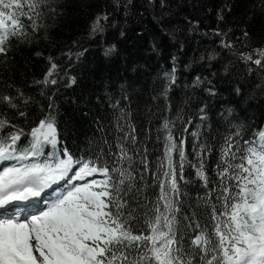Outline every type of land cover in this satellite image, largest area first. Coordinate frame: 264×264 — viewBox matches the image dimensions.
<instances>
[{"label": "snow or ice", "instance_id": "snow-or-ice-1", "mask_svg": "<svg viewBox=\"0 0 264 264\" xmlns=\"http://www.w3.org/2000/svg\"><path fill=\"white\" fill-rule=\"evenodd\" d=\"M189 34L212 43L182 84ZM41 41L39 78L0 75V264H264V129L244 139L240 107L264 97V0H0V62ZM123 42L164 61L147 99L90 75Z\"/></svg>", "mask_w": 264, "mask_h": 264}, {"label": "trees", "instance_id": "trees-1", "mask_svg": "<svg viewBox=\"0 0 264 264\" xmlns=\"http://www.w3.org/2000/svg\"><path fill=\"white\" fill-rule=\"evenodd\" d=\"M219 2V0H216ZM51 23V21H49ZM205 23L208 25H214L215 20L212 17H206ZM73 28L76 27L75 23L71 25ZM64 27H54L51 29L53 34L57 35V39L66 38V36L61 35L65 32ZM260 21L257 19L256 24L253 28V31L258 33L260 31ZM111 39V37H109ZM199 41V43H198ZM211 40L206 37H193L189 34L187 50L181 55L180 63L181 67L179 69L180 81L183 84L188 79L189 72H192L194 75L196 71H199V67L195 64L191 68H184L183 65L189 64L192 58L198 57L200 52L205 50V46L211 45ZM50 46L41 41L39 44L28 45L21 43L18 45L17 49L10 53L12 58V63L10 66H5L3 62H0V75L8 74L13 75L18 82H30L33 76L39 78L43 71L45 70V61L39 57H36L34 53L38 50H44L47 54V49ZM165 51V55H167ZM195 54V55H194ZM164 61H157V57L153 55L147 47L143 45H133L128 42H123L120 45V52L117 57H113L111 60L104 59L102 52L96 51L94 58L90 56V68L92 72L90 75L94 74L97 81L101 80V75L106 79L111 77L117 85L116 92L119 93V84L122 80H131L134 81V90L137 94L141 96L142 99H147L148 91L153 85V75L157 68L161 66ZM148 64L151 67V71L145 72L144 65ZM132 65H137L140 67L141 71L139 73H133L131 71ZM158 85V81L156 82ZM222 96L220 97V104L223 107L235 106L237 103L236 99L229 98L228 93L223 91L222 87ZM190 94V93H189ZM185 98V90L182 88H177L172 94L173 103L176 104L177 108L181 107ZM163 102V101H162ZM240 107L244 111V115L241 117V122L245 124V132L247 133L251 127H257L260 122H264V97L253 96L247 97L244 101L240 102ZM69 113L71 112L70 108L66 109ZM155 110V109H153ZM239 112V108L237 109ZM176 113L173 112V115ZM246 117V119H245ZM178 125L180 121L176 122ZM155 127V123L153 125ZM223 129H221L222 131ZM78 134V129L69 127L66 135L68 136L69 145H73L76 142V136ZM162 149V144H161ZM191 144H189V149ZM159 152H156L154 155H159ZM189 173L194 176L195 173L193 170L188 169Z\"/></svg>", "mask_w": 264, "mask_h": 264}, {"label": "rangeland", "instance_id": "rangeland-1", "mask_svg": "<svg viewBox=\"0 0 264 264\" xmlns=\"http://www.w3.org/2000/svg\"><path fill=\"white\" fill-rule=\"evenodd\" d=\"M195 55V54H194Z\"/></svg>", "mask_w": 264, "mask_h": 264}]
</instances>
